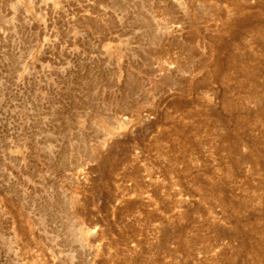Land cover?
Here are the masks:
<instances>
[{
  "label": "rangeland",
  "instance_id": "374dc122",
  "mask_svg": "<svg viewBox=\"0 0 264 264\" xmlns=\"http://www.w3.org/2000/svg\"><path fill=\"white\" fill-rule=\"evenodd\" d=\"M0 264H264V0H0Z\"/></svg>",
  "mask_w": 264,
  "mask_h": 264
}]
</instances>
